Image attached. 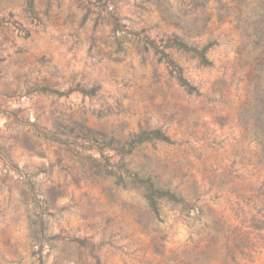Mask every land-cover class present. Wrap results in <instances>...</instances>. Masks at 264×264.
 Wrapping results in <instances>:
<instances>
[{"label":"rangeland","instance_id":"obj_1","mask_svg":"<svg viewBox=\"0 0 264 264\" xmlns=\"http://www.w3.org/2000/svg\"><path fill=\"white\" fill-rule=\"evenodd\" d=\"M262 23L264 0H0V264H39L40 215L47 264H264ZM145 37L211 41L210 68L164 50L193 95ZM121 164L190 207L154 216Z\"/></svg>","mask_w":264,"mask_h":264},{"label":"trees","instance_id":"obj_2","mask_svg":"<svg viewBox=\"0 0 264 264\" xmlns=\"http://www.w3.org/2000/svg\"><path fill=\"white\" fill-rule=\"evenodd\" d=\"M207 3V2H206ZM223 20V18L221 19ZM117 27H119V21L115 19ZM264 25V23H262ZM208 25L205 24L203 28L196 26L194 31H188L185 36L190 38L202 37L204 34H214V29L211 27L207 28ZM260 40L264 41V26L260 29L259 32ZM143 41L147 45H152L156 48L158 53L164 55V61L169 67L171 73L178 80L180 85L190 94L193 95L197 91V87L193 85L185 75L184 69L179 66L173 59L170 58L168 54H165V49L176 48L179 51H183L187 54H190L193 58L197 59L200 66L204 68H210L213 66V61L210 59L209 54L211 51V41L203 46H199L197 43H189L185 39H180L179 37L169 38L164 43V49L160 50L156 43L147 37L143 38ZM255 70L258 72L264 71V58H257L255 60ZM262 73L257 75V88H258V102L259 108L257 113L256 121V132L255 137L258 140L259 144L262 147V159L260 163H264V96L262 95L264 91V80ZM71 91H81L84 94L92 93L93 91H88L81 87H76L71 89ZM248 128V127H247ZM160 140V141H170V139L162 133L160 130H155L151 132H144L139 137L135 138L130 146H136L143 142ZM120 172V180L124 182L126 179L132 184L143 186L146 190L147 200L149 207L154 216L160 218L162 215V206L165 201L172 203L173 205H182L185 209L190 207V202H188L182 195H180L177 189L172 187L163 188L158 185V182L151 176L141 177L139 173L130 169L126 164L117 165ZM36 228L33 231L32 238L35 240L38 249L34 251V255L37 257L39 264H47V259L43 253L44 242L48 241V230L49 222L43 216H37L36 221L34 222ZM59 238V237H57Z\"/></svg>","mask_w":264,"mask_h":264}]
</instances>
